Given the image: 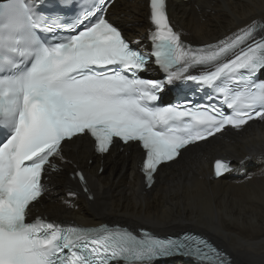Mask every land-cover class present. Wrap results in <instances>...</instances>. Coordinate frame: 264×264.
<instances>
[{
    "label": "snow or ice",
    "instance_id": "6c2138e0",
    "mask_svg": "<svg viewBox=\"0 0 264 264\" xmlns=\"http://www.w3.org/2000/svg\"><path fill=\"white\" fill-rule=\"evenodd\" d=\"M49 2L0 0V264H162L174 256L231 264L197 234L65 225L33 218L32 209L78 139L90 137L101 155L138 145L150 187L190 146L264 121V27L253 21L215 43L192 45L172 25L167 0H150L145 50L107 18L115 0L80 4L70 23L65 13L77 4L48 9ZM153 64L158 79L145 75ZM177 82L195 83L209 102L161 104ZM230 170L229 162H215L216 177ZM75 175L87 192L84 174Z\"/></svg>",
    "mask_w": 264,
    "mask_h": 264
},
{
    "label": "bare ground",
    "instance_id": "6f19581e",
    "mask_svg": "<svg viewBox=\"0 0 264 264\" xmlns=\"http://www.w3.org/2000/svg\"><path fill=\"white\" fill-rule=\"evenodd\" d=\"M108 12L132 41L150 34L148 0H116ZM169 14L184 40L202 45L253 21L264 22V0L171 2ZM64 155L67 163L58 162L60 171L51 174L49 192L32 209L33 217L84 226L117 223L161 236L192 231L212 240L232 264H264V121L250 122L239 131L225 130L189 147L157 172L150 190L140 173L142 154L137 145L96 156L86 137L69 143ZM219 158L232 160L235 169L215 180L213 162ZM76 172L84 174L87 192Z\"/></svg>",
    "mask_w": 264,
    "mask_h": 264
},
{
    "label": "water",
    "instance_id": "95a60500",
    "mask_svg": "<svg viewBox=\"0 0 264 264\" xmlns=\"http://www.w3.org/2000/svg\"><path fill=\"white\" fill-rule=\"evenodd\" d=\"M234 131V130H233Z\"/></svg>",
    "mask_w": 264,
    "mask_h": 264
}]
</instances>
